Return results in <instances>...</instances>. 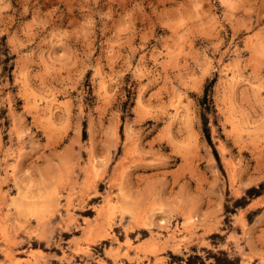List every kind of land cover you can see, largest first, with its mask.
I'll return each mask as SVG.
<instances>
[{
    "label": "rangeland",
    "instance_id": "374dc122",
    "mask_svg": "<svg viewBox=\"0 0 264 264\" xmlns=\"http://www.w3.org/2000/svg\"><path fill=\"white\" fill-rule=\"evenodd\" d=\"M221 251L264 264V0H0V264Z\"/></svg>",
    "mask_w": 264,
    "mask_h": 264
},
{
    "label": "trees",
    "instance_id": "16d2710c",
    "mask_svg": "<svg viewBox=\"0 0 264 264\" xmlns=\"http://www.w3.org/2000/svg\"><path fill=\"white\" fill-rule=\"evenodd\" d=\"M204 100H206V101H208V97H207V95H205L204 97H203V101ZM205 102V101H204ZM206 103V102H205ZM253 189H255V188H253ZM253 189H251V190H249V191H252ZM221 253L222 254H224L225 255V257L223 258V260H225L226 262H223V260H222V258L219 256V255H217V254H214V257H215V262H211V263H209V264H239V258L238 257H235V258H230V257H228L227 255V253L225 252V251H221ZM188 264H196V263H194V262H192V258L189 260V263ZM200 264H206L203 260H202V262L200 263Z\"/></svg>",
    "mask_w": 264,
    "mask_h": 264
},
{
    "label": "bare ground",
    "instance_id": "6f19581e",
    "mask_svg": "<svg viewBox=\"0 0 264 264\" xmlns=\"http://www.w3.org/2000/svg\"><path fill=\"white\" fill-rule=\"evenodd\" d=\"M179 107V106H178ZM3 252V251H2ZM1 260V259H0Z\"/></svg>",
    "mask_w": 264,
    "mask_h": 264
}]
</instances>
